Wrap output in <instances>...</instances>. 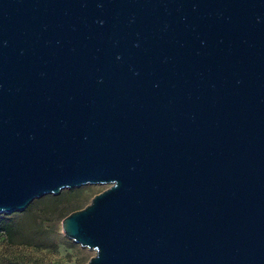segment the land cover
<instances>
[{
	"label": "water",
	"instance_id": "95a60500",
	"mask_svg": "<svg viewBox=\"0 0 264 264\" xmlns=\"http://www.w3.org/2000/svg\"><path fill=\"white\" fill-rule=\"evenodd\" d=\"M85 264H264V0H0V213Z\"/></svg>",
	"mask_w": 264,
	"mask_h": 264
},
{
	"label": "rangeland",
	"instance_id": "374dc122",
	"mask_svg": "<svg viewBox=\"0 0 264 264\" xmlns=\"http://www.w3.org/2000/svg\"><path fill=\"white\" fill-rule=\"evenodd\" d=\"M108 184L64 188L59 194L34 199L22 211L0 213L14 223L12 233L0 231V264H85L95 251L63 233V219L89 204ZM72 204V207H68ZM23 234L27 235L25 237Z\"/></svg>",
	"mask_w": 264,
	"mask_h": 264
},
{
	"label": "trees",
	"instance_id": "16d2710c",
	"mask_svg": "<svg viewBox=\"0 0 264 264\" xmlns=\"http://www.w3.org/2000/svg\"><path fill=\"white\" fill-rule=\"evenodd\" d=\"M68 207H72V204H70ZM75 210H78V209H75ZM13 229H14V223L13 222H10L6 219H0V231H5V232H8L11 234ZM23 235L25 237H27V235H25V234H23Z\"/></svg>",
	"mask_w": 264,
	"mask_h": 264
}]
</instances>
